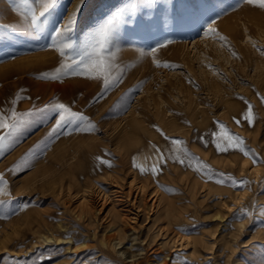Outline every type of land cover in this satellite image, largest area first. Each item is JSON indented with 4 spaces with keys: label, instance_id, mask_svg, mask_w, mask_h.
I'll return each mask as SVG.
<instances>
[{
    "label": "rangeland",
    "instance_id": "374dc122",
    "mask_svg": "<svg viewBox=\"0 0 264 264\" xmlns=\"http://www.w3.org/2000/svg\"><path fill=\"white\" fill-rule=\"evenodd\" d=\"M43 6L0 0V116L27 121L0 129V264H264V8L56 0L31 27ZM64 24L76 46L108 29L107 87L98 67L65 74L51 40ZM60 103L85 120L50 135L56 115L42 110ZM133 173L164 205L131 219L97 211V191ZM85 184L96 211L81 203ZM114 232L119 246L103 242Z\"/></svg>",
    "mask_w": 264,
    "mask_h": 264
},
{
    "label": "snow or ice",
    "instance_id": "6c2138e0",
    "mask_svg": "<svg viewBox=\"0 0 264 264\" xmlns=\"http://www.w3.org/2000/svg\"><path fill=\"white\" fill-rule=\"evenodd\" d=\"M55 3L56 0H44L43 10L40 12L39 18L35 15L32 16L31 27L37 28L40 24H42L43 19H46L51 9L55 6ZM148 3L155 5L160 3V0H148ZM247 3L258 5L259 7L264 8V0H247ZM70 32L71 25L64 24L56 28L51 35V40L53 41L52 47L56 49H62L61 56H67L71 61L69 64L62 65V67L66 69L65 74L71 73L74 75H79L83 74V72L87 71L90 67H98L99 72L104 75V83L107 87L109 83L107 78V68L110 67V64H106L108 57H106L104 53L107 51V45L111 43V37L108 35V29H105L104 41L97 43L95 36H91L88 41L83 42L79 46L73 45L70 42ZM153 51H155V49H153ZM81 65H83L84 68L78 72L77 69H80ZM55 78L57 77H53V79ZM48 111H52L56 115L55 124L51 129L50 135L55 134L58 130L68 126L74 125L79 128L80 124H82L85 120L83 115L72 112L70 108L63 103L56 104L51 109L45 108L42 110V113H46ZM42 113H35V115H40ZM28 115L32 116L34 114L29 113ZM246 118H248L249 122L251 123L250 116ZM10 120L11 122L6 120L4 116H0V129H10L11 131L9 135L16 132L27 122L23 115L18 116L14 111ZM5 139L6 137H0V151L4 150L5 145L3 141ZM228 139L231 140L232 138L228 137ZM173 143H179V141H173ZM217 148L220 151H225V149L221 148L219 144H217ZM153 171H155V169H153Z\"/></svg>",
    "mask_w": 264,
    "mask_h": 264
},
{
    "label": "bare ground",
    "instance_id": "6f19581e",
    "mask_svg": "<svg viewBox=\"0 0 264 264\" xmlns=\"http://www.w3.org/2000/svg\"><path fill=\"white\" fill-rule=\"evenodd\" d=\"M232 15V14H231ZM234 15V14H233ZM235 16V15H234ZM222 22H220L221 25ZM226 24L227 21H226ZM222 26V25H221ZM226 27V26H225ZM51 51V50H50ZM62 84V83H61ZM89 89V88H88ZM126 153V152H125ZM247 162V161H246ZM245 164V162H243ZM249 164V163H248ZM247 164V165H248ZM124 171V170H123ZM134 171V170H132ZM99 173V172H98ZM135 173V172H134ZM132 174L131 175V179L129 180H125L123 183L120 182L118 180V177L111 179L113 186L110 187V189L108 190H104L103 189L101 191H97L96 193V198L99 202V209L97 211L100 210H104L108 205L109 209L107 211V213H111L113 216H122L123 217H127L128 219H131V217H129L128 215H126V213H124L125 211H129L131 208L136 207L137 211H141V210H151V208L157 207L158 205L161 204V202H163V205L165 203L163 196L161 197L159 190L151 188L150 187V183L148 181V178H140L138 177L136 174ZM259 174V173H258ZM257 174V175H258ZM151 177L150 178H155L157 175L156 173H152L150 174ZM251 175V174H250ZM254 175V174H253ZM252 175V176H253ZM108 176V175H107ZM104 177L107 180H110L109 177ZM113 177V176H112ZM256 177V176H255ZM254 178V177H253ZM123 181V178H121ZM120 179V180H121ZM110 180V181H111ZM150 180V179H149ZM255 181V180H254ZM92 183V182H91ZM125 185V190H122L121 187H123ZM91 186V184H90ZM90 186L88 184H85L82 189H80V193L82 194L81 197V203H83L86 207L88 208H93L94 211H96V208H94L91 199H88V196H91L92 194V190L90 189ZM206 187V186H204ZM101 189V188H100ZM207 189V187H206ZM98 190V189H97ZM203 190V189H202ZM205 192V191H204ZM150 194L149 198L152 200L151 204H149L148 206L145 205V203H143L142 201L145 199V197H147V195ZM236 194V193H235ZM234 194V195H235ZM232 196V195H230ZM78 197V196H77ZM246 197V196H245ZM237 198V196H236ZM241 198V197H240ZM220 199V198H219ZM229 199V198H228ZM246 199V198H245ZM233 200V199H232ZM244 201V200H243ZM226 202V201H225ZM240 202V201H239ZM140 203H142L143 207L141 208ZM227 203V202H226ZM238 203V202H237ZM223 204V203H222ZM97 205V204H96ZM230 206V205H229ZM232 206V205H231ZM234 206V205H233ZM242 206V205H241ZM128 207V208H127ZM83 210V209H82ZM91 210V209H90ZM162 210H165L166 212V207L162 206ZM84 211V210H83ZM88 211V210H87ZM92 212V211H91ZM87 213V212H86ZM92 215V214H91ZM137 216V215H136ZM125 226V225H124ZM61 226H59L60 228ZM166 230V229H165ZM160 232V231H159ZM51 233V232H50ZM131 233V232H130ZM132 234V233H131ZM130 234V235H131ZM163 234V233H162ZM181 234V233H180ZM41 235V234H40ZM232 235V234H231ZM182 236V235H181ZM204 236V235H203ZM42 241L48 242V241H54L55 243L57 241L62 240L63 238L59 235V236H54L53 234L50 235H41L39 236ZM38 237V238H39ZM103 237V236H102ZM136 237V236H134ZM176 237V236H175ZM39 238V239H40ZM182 238V237H181ZM180 241L183 240V238ZM65 239V238H64ZM63 239V240H64ZM105 239L103 240V242L107 243H111L113 242V245H121L122 243V235L121 232H114V233H109V235H105ZM133 241H135V238ZM137 239V238H136ZM178 239V238H177ZM179 241V242H180ZM183 242V241H182ZM42 244V242H41ZM181 244V242L179 243ZM224 244V243H223ZM180 246V245H179ZM68 249V248H67ZM122 249V248H121ZM130 249V248H129ZM141 248H139L140 250ZM148 249V248H147ZM127 252V248H124L121 253H125ZM135 255L134 254H130L129 257L133 258ZM146 258V257H145ZM135 260V259H134ZM131 262V261H130ZM136 262V260L134 261ZM136 264V263H135Z\"/></svg>",
    "mask_w": 264,
    "mask_h": 264
}]
</instances>
